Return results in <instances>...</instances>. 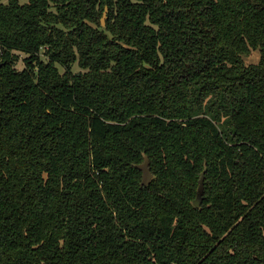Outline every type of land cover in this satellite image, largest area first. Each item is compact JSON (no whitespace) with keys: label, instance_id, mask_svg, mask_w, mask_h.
I'll return each instance as SVG.
<instances>
[{"label":"trees","instance_id":"16d2710c","mask_svg":"<svg viewBox=\"0 0 264 264\" xmlns=\"http://www.w3.org/2000/svg\"><path fill=\"white\" fill-rule=\"evenodd\" d=\"M0 49V264H264V0H0Z\"/></svg>","mask_w":264,"mask_h":264},{"label":"water","instance_id":"95a60500","mask_svg":"<svg viewBox=\"0 0 264 264\" xmlns=\"http://www.w3.org/2000/svg\"><path fill=\"white\" fill-rule=\"evenodd\" d=\"M106 16H107V8L105 9L103 16H102L103 25L105 24ZM2 64H3V62H0V66H2ZM139 167L143 170L142 184L146 185V184H148V182L152 178V172H151L150 167H149L148 158H146V161L144 163H142L141 165H139ZM203 181H204V176L202 175V177L200 179V185L198 188V193H197V196L194 200V205L196 207H199L203 201V194H204V182Z\"/></svg>","mask_w":264,"mask_h":264},{"label":"rangeland","instance_id":"374dc122","mask_svg":"<svg viewBox=\"0 0 264 264\" xmlns=\"http://www.w3.org/2000/svg\"><path fill=\"white\" fill-rule=\"evenodd\" d=\"M4 2H7V0H3ZM21 3H25V2H28V0H19ZM107 18V16H106ZM106 21V20H105ZM18 54V63H17V67L19 69H22L24 66H25V57H26V54L22 53V52H16ZM246 63H257L258 60H259V52L257 51H252V53L248 56H245L244 57ZM79 69V66L77 64H75L74 66V70H78Z\"/></svg>","mask_w":264,"mask_h":264},{"label":"built area","instance_id":"2783aa9c","mask_svg":"<svg viewBox=\"0 0 264 264\" xmlns=\"http://www.w3.org/2000/svg\"><path fill=\"white\" fill-rule=\"evenodd\" d=\"M0 51H1V49H0Z\"/></svg>","mask_w":264,"mask_h":264}]
</instances>
